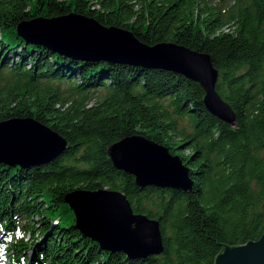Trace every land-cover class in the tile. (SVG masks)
<instances>
[{"label": "trees", "instance_id": "trees-1", "mask_svg": "<svg viewBox=\"0 0 264 264\" xmlns=\"http://www.w3.org/2000/svg\"><path fill=\"white\" fill-rule=\"evenodd\" d=\"M214 1L0 0V122L33 119L68 144L47 164L0 163L2 262L215 264L225 248L260 239L264 0ZM72 14L128 31L145 46L172 43L209 55L215 90L234 124L208 113L203 89L184 76L70 56L18 31L23 23ZM133 136L177 156L190 189L140 188L117 170L108 148ZM99 189L123 193L133 213L158 221L162 254L128 259L77 229L65 196Z\"/></svg>", "mask_w": 264, "mask_h": 264}, {"label": "water", "instance_id": "water-1", "mask_svg": "<svg viewBox=\"0 0 264 264\" xmlns=\"http://www.w3.org/2000/svg\"><path fill=\"white\" fill-rule=\"evenodd\" d=\"M72 28L86 30L82 36L86 44L75 40L77 38L71 40L74 35L82 33ZM69 29H72L71 34L74 32L71 36L67 35ZM66 30L64 39L49 36ZM18 31L30 43L39 41L70 56L142 66L184 76L203 89V104L208 113L225 124L233 125L235 122L233 111L215 90L218 72L207 54L172 43L145 46L128 31L104 28L92 19L73 14L48 21L23 23L18 26ZM46 32L50 33L46 35ZM99 36L101 39L105 36L117 38L118 43H113L117 46L108 44L106 39H103L102 45H96L95 39ZM67 146V142L58 134L33 119L0 122V163L5 165L18 164L27 168L47 164L63 154ZM107 154L113 166L133 176L140 188L190 189L191 182L182 161L153 142L136 136L124 138L112 144ZM64 203L73 212L77 229L97 242L101 250L122 253L128 259L162 254L158 221L133 213L123 193L107 189L74 191L65 196ZM215 264H264V234L258 241L225 248L217 256Z\"/></svg>", "mask_w": 264, "mask_h": 264}, {"label": "rangeland", "instance_id": "rangeland-1", "mask_svg": "<svg viewBox=\"0 0 264 264\" xmlns=\"http://www.w3.org/2000/svg\"><path fill=\"white\" fill-rule=\"evenodd\" d=\"M211 3H214V2H216V1H214V0H209ZM71 28V27H70ZM72 29H76V30H79L80 32H82V33H80V34H78V35H74L73 36V38H71V40H74V38H77V39H75V40H77V41H81V44L83 43V45L84 44H86V43H84V40H83V38H82V36L84 35L83 34V32H85L86 33V30L85 29H83V28H72ZM72 29H69L68 30V32H67V30L66 31H61V32H57V34H52L51 33V35L49 34V33H47L46 32V35H48L49 34V36H50V38L51 37H53V38H55V39H59L58 37H60V38H62V39H64V38H66L65 37V35H64V33H66L67 32V35L68 36H71L72 34H71V32H72ZM42 34V33H41ZM44 35H45V33H44ZM80 35H81V37H80ZM48 36V37H49ZM94 36V35H93ZM98 36V35H97ZM40 38H41V36H39ZM101 36H99V38H100ZM104 37V36H103ZM112 37V38H111ZM99 38H97V39H95V37H94V39L96 40V45L97 44H100V45H102L103 43H104V41H105V39L106 40H108V44H113V43H118V41L116 40L117 38H115V37H113V36H108V37H104L103 39H104V41H103V39H99ZM92 39V38H91ZM98 39H99V41L100 42H98ZM87 41H89V40H87ZM92 41V40H91ZM90 42V41H89ZM120 43V42H119ZM77 44V43H76ZM105 45L107 46V44L105 43ZM117 46V44H113V47H116ZM110 47V46H109ZM62 87H66V86H62ZM101 95L99 94V95H95V99H97V98H99ZM0 264H5L4 262H2V260H1V258H0Z\"/></svg>", "mask_w": 264, "mask_h": 264}, {"label": "bare ground", "instance_id": "bare-ground-1", "mask_svg": "<svg viewBox=\"0 0 264 264\" xmlns=\"http://www.w3.org/2000/svg\"><path fill=\"white\" fill-rule=\"evenodd\" d=\"M73 46V45H72Z\"/></svg>", "mask_w": 264, "mask_h": 264}]
</instances>
